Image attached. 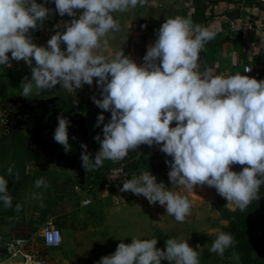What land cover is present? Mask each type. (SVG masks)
I'll return each mask as SVG.
<instances>
[{"label":"clouds","instance_id":"1","mask_svg":"<svg viewBox=\"0 0 264 264\" xmlns=\"http://www.w3.org/2000/svg\"><path fill=\"white\" fill-rule=\"evenodd\" d=\"M47 2L54 3L60 17L72 19L63 23L64 30L56 31L46 46H39L29 33L49 18ZM146 2L0 0V65L11 67L12 60H23L31 68V79L24 77L20 85L25 98L31 97L34 87L46 90L60 86L76 94L84 85L92 86L95 79L101 98L93 95L91 99L102 110L96 126L103 127L102 135L93 137L100 145L94 157L86 144L80 145L85 172L98 170L105 160H124L140 145H158L171 157L165 163L172 185L190 190L197 185L215 188L243 212L261 199L260 188L264 186V80L239 72L214 74L211 67L201 72L199 54L217 33L179 15L165 18L155 41L147 46L143 63L138 64L123 51L111 59L100 54L97 50L102 38L120 30L113 13H126ZM250 71L245 69L244 73ZM103 112L111 114L106 123ZM57 122L53 139L67 154L72 150L68 134L71 121L61 113ZM233 165L243 166L242 170L234 171ZM14 169L15 165H10L7 176L18 182L20 173ZM32 171V164L25 166V174ZM34 187L47 188L48 184L41 177ZM120 191L142 195L150 205L158 202L178 223L191 214L189 199L171 191L163 181L157 182L148 170L130 179L125 175ZM34 198L42 199V194L34 193ZM12 201L8 179L0 175V202L10 209ZM20 210L21 205L16 204L15 211ZM236 243L231 233L220 232L209 251L223 257ZM157 244L155 237H132L131 243L120 242L114 253L101 257L97 264H200V245L193 247L182 238L167 239L165 249ZM232 258L240 259L236 252Z\"/></svg>","mask_w":264,"mask_h":264},{"label":"crops","instance_id":"2","mask_svg":"<svg viewBox=\"0 0 264 264\" xmlns=\"http://www.w3.org/2000/svg\"><path fill=\"white\" fill-rule=\"evenodd\" d=\"M37 3H45V0H37ZM45 6L54 17L50 18L49 14L41 28L29 33L39 46H46L56 31L64 30L63 23L72 19L67 15L60 17L52 2H47ZM79 14L78 11L77 16ZM177 15L190 18L194 25L207 27L217 33L215 39L208 42L199 54L201 72L205 67H211L214 74H244L243 67L250 65L260 74L257 80H264V0H147L143 7L137 5L126 13H113L119 21L120 30L102 38L97 51L109 59L123 51L124 55L138 64L143 63L147 46L155 41V33L165 18ZM235 19L241 24L248 22L253 26L259 24L260 27L248 31L238 26L231 31L229 22ZM144 25L146 27H142ZM105 40L106 44L103 42ZM65 47L61 45L62 49ZM32 67H35L34 60ZM31 75V68L23 60H12L11 67L0 65V175L8 179V191L13 197V207L10 209H5L3 202H0V264H22L21 257H9L5 252L6 244L14 238L28 239L32 243L29 250L36 251L46 264H69L65 256L69 255L71 248L82 245L89 248L91 245L79 240L90 230V225L86 227L88 230L82 228L84 223L88 224L89 214L96 207L102 209L104 217L105 248L112 247L110 243L118 240V192L115 191H118V186L105 187L109 171L121 167L129 179L131 175H139L146 170L155 175L157 173L151 167L152 154L158 153L162 162L171 157L162 153L158 145H145L138 157L128 164H123L121 160H105L98 170H84L83 173L71 165L62 164L56 159L55 149H45L39 144L46 136V130L43 132L42 128L47 127L49 131V127L54 126H49L44 119L40 121L42 127L38 125L36 118L42 113H31V109L53 102L65 105L70 111L82 113L89 128L88 151L94 157L100 145L94 139L90 143V135H102L103 125L96 126L102 110L93 103L91 97L95 95L101 98L100 90L94 79L92 86L84 85L76 94L66 91V98L45 96V90L35 87L31 97L25 98L21 96V81L24 77L31 79ZM51 89L63 90L59 86L47 90ZM103 114L106 123L111 114ZM74 137L75 140L69 139V143L75 144H72V148L81 155L80 142H77L79 138L77 135ZM30 143L33 144L32 151L28 146ZM13 164L14 172L20 173L18 182L7 176L6 170ZM28 164L33 165L31 174H25ZM242 167L232 166L234 171H240ZM41 177L48 187L37 189L34 182ZM34 193L42 194V199H35ZM86 200L89 204L83 205ZM16 204L21 205L18 213L15 211ZM47 223H52L61 232L62 243L59 248L45 249L41 244V230Z\"/></svg>","mask_w":264,"mask_h":264},{"label":"rangeland","instance_id":"3","mask_svg":"<svg viewBox=\"0 0 264 264\" xmlns=\"http://www.w3.org/2000/svg\"><path fill=\"white\" fill-rule=\"evenodd\" d=\"M11 54V53H9ZM60 88V86H59ZM45 90V96L66 98L68 95L65 89ZM59 91H62L59 93ZM44 96V95H43ZM171 160V159H169ZM163 161V169L160 173L155 174L157 182L163 181L165 185L174 193L186 196L192 207L191 214L185 218L183 223H178L174 217L168 215L165 208L157 202L150 205L148 200L141 196H136L131 192H121L122 182L118 183V240L110 243L112 247L105 248L104 243L106 232L104 228V217L102 209L96 207L89 214L88 224L84 223L82 229L86 231L79 242H89V248L83 245L78 248L69 250V264H97L101 257L110 255L115 252L120 242L131 243L132 237L140 239L158 238L157 248L165 249V241L169 238H182L195 247H202L200 255V264H237L238 261L229 257H221L211 253L209 248L212 241L223 232L227 220L222 216L221 208H227L235 211L236 206L228 203L222 198L215 188L204 186H194V189H187L184 186L172 185L169 181V167ZM223 201V207L220 202ZM123 240V241H121ZM64 253L66 251H63ZM66 254V253H65ZM56 263V262H55ZM161 264H169L168 261H162Z\"/></svg>","mask_w":264,"mask_h":264},{"label":"trees","instance_id":"4","mask_svg":"<svg viewBox=\"0 0 264 264\" xmlns=\"http://www.w3.org/2000/svg\"><path fill=\"white\" fill-rule=\"evenodd\" d=\"M93 137L90 135V143ZM144 146L140 145L136 151H130L121 162L128 164L138 157ZM151 167L156 173L162 171L163 162L158 153L152 154ZM259 194L261 199L253 201L243 212L238 208L235 211L221 208L222 216L227 220L223 232L231 233L237 241L234 248L226 250L224 256L238 253L240 259L237 264H264V186H261ZM220 204L223 207V201Z\"/></svg>","mask_w":264,"mask_h":264},{"label":"built area","instance_id":"5","mask_svg":"<svg viewBox=\"0 0 264 264\" xmlns=\"http://www.w3.org/2000/svg\"><path fill=\"white\" fill-rule=\"evenodd\" d=\"M238 26H243L246 30L251 31L255 28H259L260 25L253 26L248 22L241 24L238 20H232L229 22V28L231 31H234ZM245 69H251L250 72L244 73L246 75L252 76L253 78H260V74L253 70L250 65H245L243 67V72ZM175 126V122L171 125ZM127 173L121 168H113L109 171L105 187H117L118 183L123 181ZM89 204V201L86 200L83 202V205ZM41 244L45 249H56L61 246L62 236L58 228H56L52 223H47L41 230ZM17 241H24L23 244H18ZM32 247V243L26 238H14L10 240L5 247V252L9 257H21L22 264H46L44 259H42L36 251L29 250Z\"/></svg>","mask_w":264,"mask_h":264},{"label":"water","instance_id":"6","mask_svg":"<svg viewBox=\"0 0 264 264\" xmlns=\"http://www.w3.org/2000/svg\"><path fill=\"white\" fill-rule=\"evenodd\" d=\"M52 17H54L53 13H50V18ZM44 103L46 102H43L42 104ZM37 115L39 114L37 113ZM66 117L71 121L68 132L72 131V133L77 135L79 140L83 141V144H86L88 146L89 145V128H88L84 115L79 112L70 111L66 115ZM42 119H44L42 115L36 118V120H38L39 122L38 125H40L41 127L42 125L40 124V121ZM55 128L56 127H51V128L49 127V131H47V127L46 128L43 127L42 128L43 132L44 130H46V136H44V138L41 140V143L39 142V144L41 145V147L45 149H50V148L55 149V151L57 152L56 159L58 161H61L62 164L71 165L83 173L84 169L81 166L80 155L78 154L77 149L72 148L71 152L66 154L64 152L63 147L54 141L53 135H54ZM72 144L73 143H71V145ZM73 145L75 146V144Z\"/></svg>","mask_w":264,"mask_h":264},{"label":"flooded vegetation","instance_id":"7","mask_svg":"<svg viewBox=\"0 0 264 264\" xmlns=\"http://www.w3.org/2000/svg\"><path fill=\"white\" fill-rule=\"evenodd\" d=\"M32 112L31 113H42V117L44 118V122H47L50 125L56 127L57 125V115L58 114H63L64 116H66L70 110L68 108H66L65 105H61V104H58V103H50L49 104H45V105H39L37 107H34L31 109ZM28 120L29 117L27 116ZM41 134V133H40ZM69 134V139H72L74 136H76L74 133L71 132H68ZM72 136V137H71ZM77 142H80V145L82 143V140H77ZM32 143V142H31ZM28 145L30 147V151H32V148H31V145L33 147V144ZM79 145V147H80ZM81 149V148H80Z\"/></svg>","mask_w":264,"mask_h":264}]
</instances>
